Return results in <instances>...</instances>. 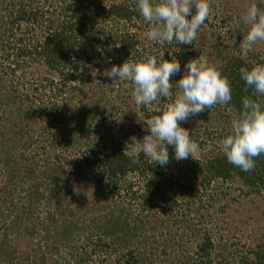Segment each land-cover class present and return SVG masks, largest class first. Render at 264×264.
Wrapping results in <instances>:
<instances>
[{
  "label": "rangeland",
  "instance_id": "rangeland-1",
  "mask_svg": "<svg viewBox=\"0 0 264 264\" xmlns=\"http://www.w3.org/2000/svg\"><path fill=\"white\" fill-rule=\"evenodd\" d=\"M4 1L0 4V17L4 15L6 24L4 25V23L0 22V45L8 39L6 32L10 29L9 17H14L15 14L14 6H20L19 3L13 4L16 2L14 0ZM28 1H31L32 6L41 8L43 13H46L49 18L56 14L55 26H58L59 29L66 26V17H61L60 12H62L63 8L70 5L72 0ZM125 1L133 2V0H103V2L108 3ZM208 2L211 7L210 15L204 26L199 30L198 38L193 45H181L179 50L176 48L170 49V51H180L186 46V49L193 50L196 54L188 56L186 53L185 60H177L180 63L181 71L170 78V83H173L172 96L165 98V102L158 99L153 103V109L157 110L161 108V105L163 108L164 105L174 99L178 90L176 82L182 78L185 71L184 66L189 60L206 57L210 62H215L216 58H213V55L216 51H222V58L226 60H221L220 68H224L228 61L231 62L241 57L239 55L240 46L249 27L243 18L251 0H208ZM255 2L257 4L263 3L264 5L262 0H255ZM57 9H59V12ZM192 12L195 14L194 6L192 7ZM187 19H191V17L189 16ZM237 19L240 20L239 25L235 23ZM131 23L133 26L131 32L136 36H141L140 26L143 28V25L138 19L132 20ZM15 24L13 25L14 34L16 33L18 36H21L22 31L26 28L31 29L33 32L39 31L37 25L32 27L29 25L27 27L26 24ZM120 25L122 26L123 22ZM37 34L40 35L38 32ZM40 37L45 38V35L42 33ZM215 38L220 40L219 49L214 43ZM31 40L36 43V39L31 38ZM95 40L97 41L96 37ZM11 42L13 43V41ZM151 43L154 44V41H151ZM172 44L174 46L179 45L175 41ZM28 45L29 43H25L23 47L27 49ZM30 45L33 44L30 43ZM40 47L41 44L39 43L37 48ZM63 47L60 46L57 52L60 54L66 52ZM167 47H169L168 43ZM0 53L4 54L7 52L5 48L0 47ZM166 53L168 55V52ZM172 59L175 60V57ZM12 60H15V56L3 63L4 67L0 66V73L5 69L8 74L7 79H9L10 74L9 66L15 67ZM242 60L251 64L259 61L264 63V41H258L254 45V50L249 52L247 59ZM41 61L39 63L36 62V66L30 67L31 74L39 79L42 78L43 63ZM118 81L113 82L117 84ZM84 87L85 91L89 92L87 95L94 97L91 101L88 98H84L83 103L76 100V90L66 93L63 100H59L60 108H58L57 113L63 115L60 117L62 123L65 122V116L76 115L77 110L84 109V105L87 106V103L91 102L90 107H93L92 104L96 101L98 102L96 99L97 95L93 94L98 89V84L95 87L93 85L90 86L88 82ZM114 90L115 87L112 85H108L105 91L103 90L98 102V110L93 113L96 120L91 121L90 126H95L92 130L97 131L99 134L104 131L100 127V118L106 106L111 108L110 113L113 116H115L117 109L120 111L121 107H123L126 112L121 113L120 116L124 117V119L133 118L132 121L135 120L136 122H139V119H143V113L138 110L140 105H137L131 96L132 91L124 93V95H127L126 100L117 101V99L122 97L118 94L116 95ZM109 96H115L116 98H111V101L105 100ZM123 101H126L125 107L120 106ZM233 111L234 109L227 105L223 107L217 105L211 110L206 109L194 117H189L186 122H180V126L189 131L190 138L199 145L200 150L193 155V158L190 156L186 160L176 161L173 147L166 144V147L173 152L171 169L167 172L169 178L180 182L186 180V183L195 188L200 186L198 179L202 177L201 160L203 163L213 159L216 152L221 150L219 142L231 133V122L237 118L236 113ZM2 115L4 116L3 113ZM72 118L74 119V116ZM124 119L120 122H123ZM117 121H119L118 118ZM18 123L9 125V118L0 120V149L13 153L16 150L19 151L18 154L9 157L12 162H15L16 159V162L21 167H24L25 163L22 160H18V158L23 159L29 151V154L40 153L42 159L52 156L49 148L45 147L47 143L45 140L47 133L45 132L47 130H42L41 122L39 121L38 124L37 118H32L31 116L24 126ZM76 123L74 119L71 126L75 127L79 133L82 132V127L77 126ZM128 124L129 122L126 125ZM140 125L144 127V135L148 134L142 121ZM118 126L120 127L121 125ZM115 128L117 129V127ZM115 128L111 129L113 133ZM111 130L108 132L109 136L112 134ZM134 130L135 127L129 129L130 133ZM58 131H61L60 137L58 136ZM68 131L70 130L57 124L55 128H52L53 140L58 143L57 147H54L57 158L51 159L48 157L56 168L59 166L64 167V170L71 174L68 182L67 197L57 192L56 198L52 199L53 204H47L46 199L42 198L40 203L36 205V210H24L21 224L14 225L17 215L22 212L13 210V205L18 208L28 205L27 193L23 194L22 191H18L20 194L14 196L12 200L11 198L6 200V203H4L5 195H3L2 190L0 192V243L6 239L7 241H5H9L8 244H11L18 254L15 255L10 264H76L77 260L84 261L82 264H115L117 261L122 264L123 256L128 255L130 252L144 264H197V262H201L202 257L200 254H195L196 252L194 251H196L197 241L205 235H209L214 240L213 250L210 251L207 264H238L241 258L246 257L256 245L264 241V193L245 186L239 179L224 183L223 187L219 182L213 181L206 189L204 196H202V203L192 205L189 214H187L186 208L181 206L175 207L172 212L166 214L164 211L168 206H164L158 201H154L155 207L151 211L142 212L139 211L140 208L138 209L141 196L137 197L138 200L133 197L140 194L144 195L146 193L144 188L148 189V187L136 179L133 180L135 181V186L131 189L122 188L124 187L122 182L121 188H117L116 192L105 188L103 184H93L85 176L89 169L85 168L82 170L79 166H75L74 161H77V159L79 161L85 153L89 155L93 149L97 152L101 147L97 144L95 146L89 145V147L85 146L87 151L80 148L78 153H75L74 146L72 147L69 144V139L71 138L67 135ZM121 133L123 135V132ZM61 138L62 141H60ZM33 142L35 143L31 144ZM119 147L121 148V146ZM122 150L125 151V147H122ZM32 160L30 162L33 168L35 164ZM49 170H51L49 167L39 168L38 166L31 177H33V180L35 178L40 181L41 178L50 173ZM81 171L85 175L81 174ZM5 176L4 168L1 164L0 187L4 184ZM132 177L135 178V176ZM33 180L29 181L32 182ZM125 182L128 183L129 180H125ZM140 185H143L142 188H139ZM221 187L223 191H221ZM42 189L45 197L51 194L48 191V187L45 188L43 186ZM220 192L226 193L224 200L218 199ZM168 196L170 195L168 194ZM97 198L102 203L100 204L101 208H92ZM199 204H203L204 208L198 209ZM178 205H180V200H178ZM57 206L66 210L64 213L67 214V218L72 224L69 243L66 241V237L62 235V232V236H60V234L55 235V230L50 229L48 231L49 229H47V226L52 225V222L57 224V226L59 225L60 215L58 214L59 212L55 211ZM189 207L190 205L187 208ZM126 211L130 212L129 217H126ZM61 218L66 219L64 217ZM109 218L116 222L117 229L125 230L128 242L125 244L122 242L126 239L124 231L116 233L113 238L104 237L103 230L100 231L97 226H104V220ZM187 220L189 224L185 225ZM28 224L30 229L25 230ZM97 237L101 238L102 242L105 243L103 253L97 250L95 244V238ZM99 246L102 245L100 244ZM109 256L112 257L111 260L108 259Z\"/></svg>",
  "mask_w": 264,
  "mask_h": 264
},
{
  "label": "trees",
  "instance_id": "trees-1",
  "mask_svg": "<svg viewBox=\"0 0 264 264\" xmlns=\"http://www.w3.org/2000/svg\"><path fill=\"white\" fill-rule=\"evenodd\" d=\"M3 2L5 1L1 0L0 4ZM14 2L13 4L19 3L20 6H14L15 14L12 13L14 17H9L8 23L10 29L6 32L8 39L0 45L7 52L4 54L0 53V66L4 67L3 63H6L15 56V60H12L15 67L9 66V79H7L8 74L5 69L0 73V120L2 118H9V125L11 123L12 125H16V122H19L18 124L24 126L31 116L32 118H37L38 124L39 121L41 122L40 126L43 127L42 130H47L45 132L47 133L45 147L47 149L49 148L50 153H52V156L48 157L51 159L57 158L54 147H57L58 143H55L53 140L52 133V128H55L56 124L62 125L63 128L70 130L67 132L68 137L71 138L69 139L70 142L69 140L68 142L70 146H74L75 153H78L80 148L87 151L86 147H89V145H100L101 148L97 152L93 149L89 155L85 153L83 158L80 159L81 161H78V159L77 161L75 160V166H79L82 170L85 168L89 169L86 175L82 171L81 174L85 175L93 184H103L105 188L114 190V192H116L117 188H121L122 182L124 183V187L122 188L131 189L135 186L134 179L147 186L148 189L144 188L146 192L144 195L140 194L133 197L138 200L137 197L141 196L138 209L140 208L139 211L142 212L151 211L155 207L154 201H158L164 206H168L164 211L166 214L172 212L178 206L185 207L187 214H189L192 205L202 203V196H204L206 189L213 181L219 182L223 187L224 183L239 179L245 186H249L257 192L264 193V155L256 158L255 169L246 173L229 164L221 150L217 151L213 159L203 163L201 160L202 177L198 179L200 186L195 188L189 183H186V180L180 182L179 180L169 178L167 175V172L171 169L173 158V152L169 150L170 148L168 149L169 163L165 166L154 164V162L143 154L140 155L139 165L132 164L130 158L123 155L124 151L122 147H126V144L130 142L129 138L131 136H136L140 140L144 135V127L140 125L141 121H132L133 118L127 120L120 116L121 113L126 112V109L123 107H121L120 111L117 109L116 113L114 112L115 116H113L110 113L111 108L106 106L107 108L105 107L103 109L102 117L100 118V127L104 131L102 134H99L97 131L92 130L95 126H90V122L96 120L93 113L98 110V102L103 94V90L105 91L108 85L114 86V93L122 97L117 99V101H122V99H127V95H124V93H130L134 87L129 81L119 80L116 84L113 80L104 77L100 73L105 69H110L113 65L119 67L128 59H140L149 56L159 58L163 55V59L169 62L173 57L176 60L182 61L185 60L186 53L188 56H192L195 53L193 50L186 49L185 47L187 45L180 51H170V49L174 48L179 50L181 48L180 46H184V44H179L178 46L168 44L169 47H167V43L160 44L156 41L152 44L144 36V33L149 30L150 25L138 12L134 0L132 3L128 1L108 3L103 2V0H72V3L60 12L61 17L67 18H65L66 26L60 29L58 26H55L56 14L49 18L46 13H43L41 8L32 6L31 1L14 0ZM257 5L264 10L263 3H258ZM57 10L59 12V9ZM134 19H138L143 25V28L140 26L141 36H136L131 32L133 27L131 21ZM0 22L4 23V25L6 24L4 15L0 17ZM121 22H123L122 26L120 25ZM15 23L17 25L21 23L26 24L27 27L29 25L31 27L37 25L39 27V31L37 32L40 35L43 33L45 38L40 37L36 31L33 32L27 28L22 31L21 36H18L16 33L14 34L13 25ZM31 38L36 39V43ZM218 40V38H215L214 43L219 49L221 43L220 40L218 43ZM25 43H29L27 49L23 47ZM30 43L33 45H30ZM39 43L41 47L37 48ZM60 46H64L63 50L66 52L62 54L58 53L57 49ZM166 52H168V55ZM222 54V51H216L213 58H216L215 60L225 61L226 59L222 58ZM40 61L43 63L41 79L35 78L31 74L30 69V67L36 66V62L39 63ZM258 63L261 62L259 61ZM252 65L251 63H246L241 57H238L231 62L228 61L224 65L225 67L223 66L224 68H220L222 74L229 79L232 88V100L227 106L232 107L234 109L233 112L237 116L242 108L243 96L252 95L251 89L247 93L244 92L245 83L240 77L239 69L241 67L250 68ZM93 72H96V74ZM56 79L58 80L56 81ZM88 82L90 86L93 85L96 87L98 84V89L93 92L94 95H97L96 99L98 102L93 103V107H90L91 102L87 103L88 107L84 105V109H78L76 115L65 116V120L63 119L65 122L62 123L60 117L63 115L57 113L58 108H60L58 104L59 100H63L66 93L76 90V100L83 103L84 98H88L91 101L94 97L87 95L89 92L85 91L84 87ZM68 98L70 97L68 96ZM111 98L116 97L109 96L105 100L108 99V101H111ZM161 101L165 102L166 99H161ZM125 104L126 101H123L120 103V106L125 107ZM138 110L143 113V119L160 114L157 110L153 109V104L151 106L140 105ZM72 116H74L75 122H77L76 125L82 127L83 134L71 126L74 120ZM117 118L119 121H117ZM123 119L124 121L120 122ZM128 122L130 127L126 125ZM118 125L121 126L119 127ZM132 126L135 127V130L130 133L129 129L133 128ZM114 128L115 131L113 133L111 129ZM109 130L112 131L111 136H109ZM60 132L58 131L59 137ZM121 132H123V135H121ZM117 133L120 134L117 135ZM60 141H62V138ZM29 152L23 159L18 158V160H22L25 163L24 167H21L16 162V159L15 162H12L11 158L9 159L12 155L18 154V150L13 153L0 149V165H3L6 175L4 184L0 187V192L2 190L3 195H5V200L2 201L6 203V200L10 198L12 200L14 196L20 194L18 191H22L23 194L27 193L28 205H23L21 208L13 205V210L22 212H18L19 214L14 221V225L21 224L24 210H36V205L40 203L42 198L46 199L47 204H53L52 199L56 198L58 195L57 192L67 197V191L69 189L68 182L71 174L66 172L64 167L59 166L56 168L48 157L42 159L40 153L29 154ZM31 159H33L32 161L35 164L33 168L30 162ZM38 166L39 168L49 167L51 169L49 170L50 173L46 174L40 181L35 178L33 180V177H31L35 173V168ZM132 176H135V178ZM29 180L33 181L30 182ZM125 180H129V182L126 183ZM43 186L45 188L48 187V191L51 193L47 195L48 197L44 195ZM142 186L140 185L139 188H142ZM222 187L221 191H223ZM225 195L226 193L220 192L218 199L224 200ZM178 200H180V205H178ZM94 202L92 208H101L100 204L102 203L99 202L98 198ZM188 205H190L189 208H187ZM201 208H204L203 204L198 205V209ZM55 211L59 212L58 214L60 215L59 227L52 222V225L47 226V229H49L48 231L50 229L55 230V235L60 234V236H65L66 241L69 243L72 224L69 222L67 214L64 213L66 210L57 206ZM125 214L126 217L130 216L129 211H126ZM61 217L66 219H62ZM104 222V226H97L100 231L103 230L104 237L113 238L118 232L124 231L125 233V230L117 229V224L113 219L109 218L104 220ZM185 223V225H188L189 221L187 220ZM27 229H30L29 224L25 230ZM126 236L127 233H125V238ZM5 240L0 243V264L3 262L4 264H10L17 254L13 246L8 244L9 241L6 242L7 240ZM95 240L98 252L103 253L105 243L98 237ZM122 242L124 244L128 242L127 238ZM213 243L214 240L209 235H205L197 241L196 251L194 252H196L195 254H200L202 257L201 262H197V264H207L210 251L213 250ZM100 244L102 246H99ZM111 258V256L108 257L110 260ZM82 262L84 261L77 260L76 264H82ZM121 263L144 264L140 262V259L135 258L132 252L123 256V262L121 261ZM115 264H120V262L117 261ZM238 264H264V241L256 245L246 257L241 258Z\"/></svg>",
  "mask_w": 264,
  "mask_h": 264
},
{
  "label": "clouds",
  "instance_id": "clouds-1",
  "mask_svg": "<svg viewBox=\"0 0 264 264\" xmlns=\"http://www.w3.org/2000/svg\"><path fill=\"white\" fill-rule=\"evenodd\" d=\"M137 10L150 28L144 33L149 41L160 44L193 45L199 30L207 21L211 7L208 0H134ZM195 8V14L192 7ZM191 19H187V17ZM244 22L249 26L240 46L239 55L247 59L258 41H264V10L255 0H251ZM239 25L240 20L235 21ZM222 61L210 62L208 58H196L185 64L182 78L176 82L174 99L158 108L160 114L139 119L148 134L138 140L131 136V143L123 155L132 164H140L143 154L154 164L165 166L169 163L166 144L172 146L176 161L186 160L199 152V145L190 138L187 129L180 126L189 117H194L214 106H226L232 100L229 79L220 70ZM98 71V70H97ZM181 71L175 59L149 56L128 59L122 65H113L100 74L117 81H129L134 85L131 92L137 105L151 106L158 99L172 96L173 83L170 78ZM96 74V72H93ZM240 77L245 83L244 92L252 90V95H244L242 108L231 122V133L222 139V154L229 164L243 172L255 169V159L264 155V63H254L250 68L241 67ZM255 97V98H253Z\"/></svg>",
  "mask_w": 264,
  "mask_h": 264
}]
</instances>
